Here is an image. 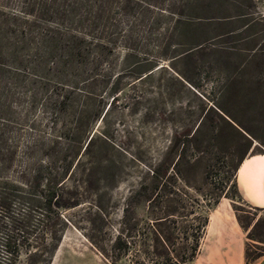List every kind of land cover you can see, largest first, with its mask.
<instances>
[{
  "label": "trees",
  "instance_id": "obj_1",
  "mask_svg": "<svg viewBox=\"0 0 264 264\" xmlns=\"http://www.w3.org/2000/svg\"><path fill=\"white\" fill-rule=\"evenodd\" d=\"M250 4L0 0V264H49L68 222L62 210L80 203L82 179L72 173L91 151L95 122L110 105L128 103L129 90L131 103L136 101L134 80L150 75L162 59L196 65L195 54L202 52L223 74L226 93L235 66H248L258 54L252 85L235 92L236 112L218 107L241 134L264 143V120L250 106L254 94L264 96V43H252L264 39V15L249 12ZM232 55L246 57L230 61ZM243 157L227 167L203 205L209 209L221 196L230 198L246 231L264 228V206L235 203L242 199L235 171ZM80 165L81 173L89 168ZM240 209L250 215L246 225ZM173 213L140 224L122 220L105 246L95 234L89 239L104 256L124 258V264H186L198 251L208 213L197 222L168 216Z\"/></svg>",
  "mask_w": 264,
  "mask_h": 264
},
{
  "label": "rangeland",
  "instance_id": "obj_2",
  "mask_svg": "<svg viewBox=\"0 0 264 264\" xmlns=\"http://www.w3.org/2000/svg\"><path fill=\"white\" fill-rule=\"evenodd\" d=\"M248 10L264 15V0H251ZM252 43L259 46L264 39ZM201 53L195 54L196 65L189 59L160 60L150 75L134 80L136 101L131 103L129 90L128 103L110 105L95 122L91 151L79 159L72 173L82 179L80 203L62 210L68 222L49 264H124V258L104 256L89 234H95L94 240L98 238L105 246L123 225L122 220L140 224L174 212L168 216L197 222L205 211L209 225L197 253L186 264H223L220 247H229L234 238L221 245L214 240L215 218L223 204L231 213L232 200L221 196L209 209L203 202L218 190L229 165L240 155L263 153L264 143L241 134L218 106L236 112L235 92L252 85L249 80L259 55L249 57L248 66H235L236 78L225 93L223 74ZM245 57L232 55L230 61ZM250 106L264 120V96L254 94ZM83 163L89 168L81 173ZM235 201L238 207L248 208L244 199ZM237 213L246 225L250 215L242 209ZM259 215L264 217V212ZM232 227L242 242L240 262L251 264L257 254L264 253V228L250 226L245 231Z\"/></svg>",
  "mask_w": 264,
  "mask_h": 264
},
{
  "label": "crops",
  "instance_id": "obj_3",
  "mask_svg": "<svg viewBox=\"0 0 264 264\" xmlns=\"http://www.w3.org/2000/svg\"><path fill=\"white\" fill-rule=\"evenodd\" d=\"M235 179L242 199L251 205L264 206V153L243 157L236 168ZM229 206L232 208L231 203ZM232 210L230 213L225 204L220 208V215L215 218L214 240L221 245L222 241L234 238V242L229 247H220L223 264H246L242 260L240 262L242 242L238 240L237 231L232 229V226L236 225L240 228V225ZM209 222L210 216H208L206 225H209ZM251 264H264V253L260 254Z\"/></svg>",
  "mask_w": 264,
  "mask_h": 264
}]
</instances>
